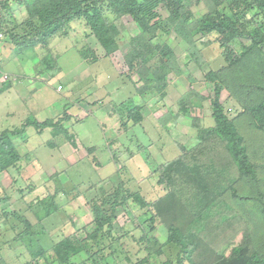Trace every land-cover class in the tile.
Segmentation results:
<instances>
[{
	"label": "rangeland",
	"instance_id": "374dc122",
	"mask_svg": "<svg viewBox=\"0 0 264 264\" xmlns=\"http://www.w3.org/2000/svg\"><path fill=\"white\" fill-rule=\"evenodd\" d=\"M13 4L17 22H22L25 15L21 1L14 0ZM104 12L106 23L113 24L119 31L115 39L118 51L112 56L105 57L104 50L90 35L89 29L83 22L76 21L71 24L66 37H59L53 44L51 55L38 47L34 49L37 61L32 64L24 61V65H32L33 77L40 79L48 76L49 79L40 81L39 86L51 101L45 108H49L51 111L48 113L55 116L58 111L56 102L62 104L61 100L71 88L70 78L81 74V71L94 78L98 75L102 79L109 76V90L114 92L116 89L120 94L114 97L112 105L106 102L98 110L81 106L74 115H70L67 108L53 116L51 120L54 122L65 116L70 117L69 121L64 120L67 121L64 127L73 136L72 140L56 133V130L53 135V128H47L41 134L29 128L25 136L12 139L22 160L6 172L0 171V264H56L51 251L54 244L78 235L93 219L92 203L101 204L102 198L112 203L114 190L120 184L123 186L120 188V199L137 195L140 201L129 198L125 205L117 208L112 223V245L104 251V264H178L180 260L178 247L167 244V225L172 219L166 212L160 217H153L147 204L159 205V200H165L169 189L159 183L158 169L187 153L198 143L195 125L202 128L214 125L208 100L201 103L193 100L194 109L187 116L179 109V99L190 90L206 98L211 96L212 90L205 75L210 67L216 70L223 66L224 61L219 56L216 44L205 48V39L197 36L195 45L201 51L197 59L200 62L202 57L208 60L198 67L189 55L192 51L176 32H160L157 40L173 51L178 73L166 77L167 87L162 93L153 94L149 90L143 105L138 93L143 83L141 75L129 70V60L126 58L131 52L129 41L138 34L139 29L129 17L117 18L106 10ZM191 12L195 18H200L206 14L207 8L200 2L191 8ZM158 13L163 19L168 17L167 10L163 8H159ZM224 13L231 16L228 10ZM252 16H257V22H263L264 32V18L258 16L257 9L247 12V18ZM4 41L9 43V37L6 36ZM88 50L92 51V55ZM9 51L12 53V50ZM8 55L0 51V75L15 74L13 63L16 61H11L13 57L8 58ZM84 56L88 57L86 63L82 60ZM15 58L23 60L19 55ZM94 58L93 62L90 61ZM42 66H49V69L45 72ZM226 74L224 72L219 76ZM21 77L22 80L25 78L24 75ZM234 78L238 86V79ZM101 81L92 82L94 86L90 85V91L99 84L96 86L98 91L100 84L106 83ZM260 81L259 78L257 83ZM121 85L131 86V89L127 87L130 91L122 92ZM58 86L63 88L62 92L56 91ZM10 91L9 95L0 96V133L19 129L28 118L22 115L25 110L22 111V105L13 100L14 94L12 89ZM261 95V92H256L254 97L261 100ZM128 99H131L132 106L139 104L144 108L142 124L135 125L128 119L131 111L128 112V105L124 103ZM220 102L230 118H234L236 130L255 166L257 178L235 183L233 188L236 195L229 190L220 193L218 200L230 206L238 216V220L232 222L234 234L225 226L220 232L210 227V231L200 233L198 223L194 221L191 227L193 238H189V242L198 244L197 250L190 256L191 261L183 259L182 264H209L222 253L228 256L234 246L242 244L243 239L247 244L249 242L252 249L264 254V134L252 125L248 114L241 113V105L233 92L222 90ZM121 103L125 105L122 111L118 109ZM33 104L32 100V107ZM115 104L118 105L115 111L121 115V123L117 114L110 113ZM13 109L16 115L8 117V112L11 113ZM125 117L126 123L131 126L125 123L128 131L122 125ZM194 120L197 122L194 123ZM123 131L126 134L120 138V146L114 142L109 144L108 139L111 142ZM192 163L191 160L187 161V164ZM215 188L217 186L209 191L210 198L217 197L213 190ZM259 193H262V197ZM140 204L146 206L142 208ZM177 209L180 214L187 212L183 206ZM46 214H50L49 217L45 218ZM25 232L32 237L24 235ZM32 240H36L35 245ZM38 246L45 250V254L35 259L32 254ZM84 260L85 256L80 254L72 258L70 264H82Z\"/></svg>",
	"mask_w": 264,
	"mask_h": 264
},
{
	"label": "trees",
	"instance_id": "16d2710c",
	"mask_svg": "<svg viewBox=\"0 0 264 264\" xmlns=\"http://www.w3.org/2000/svg\"><path fill=\"white\" fill-rule=\"evenodd\" d=\"M20 1L25 16L22 22L18 23L14 14V0H0L3 31L5 36L9 37V43L19 52L42 47L44 51H48L47 55H51L49 48L51 41L66 37L71 24L81 21L104 50V56L110 57L118 51L115 39L119 36V31L113 24L106 23L104 10L117 18H131L139 32L130 39L131 52L126 58L129 60V70L137 71L141 75L140 80L143 83L138 93L142 104L147 97L146 93L150 91L154 92L153 94L162 93L167 87L166 77L178 73L173 51L164 42L159 43L157 40L160 32L164 34L176 32L192 51L189 55L198 67L203 66L208 60L202 57L201 62L198 61L197 55L201 51L195 45L196 37L205 39L206 42H203L205 48L214 44L218 46L219 56L224 61L223 66L216 70L210 67L205 75L212 95L206 98L190 90L178 101L180 111L188 116L194 109L193 100L198 103L208 100L214 125L210 128L195 125L198 143L187 153L158 169L159 183L165 184L169 192L164 201H158L159 205L147 204V207H150L153 217H160L166 212L169 219H172L167 225V244L178 247V255L181 256L178 264H182L183 259L191 261L190 256L197 250L198 244L189 242V238H193L191 227L194 221L198 223L200 233L210 231V227L215 232H220L225 226L233 235L232 222L237 221L238 216L230 206L218 200L220 193L229 190L236 195L233 188L235 183L245 179L253 181L257 176L255 166L243 145V139L236 130L234 118H230L220 102V93L222 90L233 92L238 104L241 105V113L248 114L252 125L264 134L263 22H257V16L247 18V12L252 9H257L258 16L264 18V0ZM200 2L207 8V12L200 18H195L191 8ZM159 8L167 10L168 17L161 18ZM225 10H228L231 16L225 14ZM88 51L92 55V51ZM87 58L85 56L82 58L84 63ZM95 59L90 61L93 62ZM41 68L46 72L49 66ZM224 72L227 73L226 76L220 77L219 74ZM234 77L238 79V86ZM259 78L261 81L257 83ZM0 91H4L3 88ZM256 92L262 93L261 100L254 97ZM141 109L142 106L138 105L132 106L128 111L131 113L127 117L135 125L142 121ZM69 119L68 116L58 119L57 122L27 119L19 129L0 133V171L6 172L14 168L15 164L22 160V156L12 144V139L22 137L30 127L38 134L47 128H53V135L56 130V133L72 140L73 136L64 128V123ZM196 122L197 120H194V123ZM122 125L124 127L125 123ZM189 160L193 163L187 164ZM213 186H217L213 189L217 196L214 199L209 196ZM121 187L123 188L122 184L115 188L112 203L109 204L107 199L103 198L101 204L92 203L90 209L93 219L78 235L54 244L51 249L55 258L54 263L70 264L72 258L82 254L85 256L82 264H104L106 258L104 251L109 250L112 245V223L117 208L125 205L129 198L136 202L140 201L137 195H127L120 199ZM259 194L262 197V193ZM140 206L143 208L146 205ZM179 206H183L187 212L178 213ZM49 215L46 214L45 218ZM24 235L32 237L28 232ZM32 241L35 245L36 240ZM34 252L32 255L35 259L45 254V250L39 246ZM209 264H264V254L252 249L249 242L247 244L243 239L242 244L234 246L228 256L222 253Z\"/></svg>",
	"mask_w": 264,
	"mask_h": 264
},
{
	"label": "crops",
	"instance_id": "0c3cea01",
	"mask_svg": "<svg viewBox=\"0 0 264 264\" xmlns=\"http://www.w3.org/2000/svg\"><path fill=\"white\" fill-rule=\"evenodd\" d=\"M57 39L58 38L51 41V43L49 45L50 49H52V46L56 42ZM2 50H3V53L7 52L9 54L8 58L13 57V60H11V61L15 60L16 62L13 63L14 69H15L14 70L15 74H12V75L11 74H1L0 75V89L3 88V90H4V91H0V96H2L4 94L9 95L11 92L10 90L12 89V92L14 94L13 100H15L16 103H18V105H20V104L22 105V111L25 110L24 112H22V115L28 116L27 119H34L37 122H43L44 120H51L53 116L56 117L57 115L61 114V112L64 109H67V108L69 109L68 113L70 115H72V114L74 115L76 113L77 109H79V108L81 109V106H86V108H92V109L98 110L101 107H103V105L106 102L107 103L109 102L112 105L113 104L112 102H115V101H112L113 99L115 100L114 97L116 95L119 96V94H120V92L117 91L116 89H114V92H111L109 90L110 84H109V81L107 82V80H109V76H107V78H105V79L103 78L104 79L103 80L102 78L99 77V75L96 78H94V76L91 77L90 75L85 74L84 71H81L82 72L81 74H77L76 76H72L70 78L71 88H69L68 92L64 96V99L61 100L62 104L60 101L56 102V104L58 105V111L56 112L57 115L55 116V114H53V113H51V114L48 113V111H51L49 108H45V107L49 106L50 98L45 92L42 91V89L39 86L40 81L43 82V81L49 79L48 76H42L40 79L36 78L35 76L33 77L32 76V69H33L32 65L28 64L30 62H31V64L34 63L35 60L37 61V58H36L37 56H36V53H34V50L29 49V50H26L23 52H19L17 50V48L14 47V45H11L6 41H2L0 43V51H2ZM9 50H12V53H9L10 52ZM17 55L22 57L23 60H20V61L16 60L15 56H17ZM33 57H35V59H33ZM28 59H31V60H28ZM24 61L25 62L28 61V63H25V65H24ZM33 66H34V64H33ZM20 71H21V73L19 74ZM23 75L25 78L22 80L23 77H21V76H23ZM1 76H2V78H1ZM103 77H104V75H103ZM19 78H21V79H19ZM19 80H21V81H19ZM101 80L106 81V83L100 84L98 91L96 90V89H98V88H96V86L99 84H97L94 87V89L90 91L91 83L94 81H98L100 83ZM91 86H94V85H91ZM58 87H60V86H58ZM127 87L131 89V86H129V85L128 86L121 85L120 90L122 92L125 91V93H128V91H130V90ZM126 90H127V92H126ZM56 91L62 92L63 88H61L60 90H58V88H57ZM74 95H76V96H74ZM36 96L38 99L37 98L35 99ZM75 97H76L77 101H76ZM48 98H49V100H48ZM32 100L34 101L33 107H32ZM124 103L128 105V109L132 108L131 99H128V101L124 102ZM141 104H142V102H141ZM136 105H139V104H136ZM108 106H110V105H108ZM117 106L118 105L115 104L114 106L111 107V112H110L111 114H113V113L117 114V111H115V110H117V108H116ZM124 107H125V105H123L121 103V106L118 109L122 111V109ZM143 110H144V108L141 109V111H140L142 121L144 119ZM44 114H46V115H44ZM15 115H16V111L14 109L11 111V113L8 112V114H7L8 117L9 116L14 117ZM116 116L118 118V121L120 122L121 121L120 120L121 115L117 114ZM126 121H127V118L125 117L123 123H126ZM141 124H142V122H141ZM126 125L128 127H131L130 124H128V123H126ZM128 127L125 126V129H127V131H128ZM30 128H32V127H30ZM119 128H120V126H119ZM125 132L126 131H123L121 136H119L117 134L116 138L112 139L111 142H110V139H108L107 141L109 142V144L114 142V144L116 146H120L119 140L123 135L126 134ZM35 133H37V132L35 131ZM25 135H26V133L23 136H25ZM22 142H23V140H22ZM50 148L54 149L53 147H50Z\"/></svg>",
	"mask_w": 264,
	"mask_h": 264
},
{
	"label": "built area",
	"instance_id": "2783aa9c",
	"mask_svg": "<svg viewBox=\"0 0 264 264\" xmlns=\"http://www.w3.org/2000/svg\"><path fill=\"white\" fill-rule=\"evenodd\" d=\"M5 37L6 36H5L4 31H3V24L1 21V13H0V43L5 40ZM60 89H61V87H58V90H60Z\"/></svg>",
	"mask_w": 264,
	"mask_h": 264
}]
</instances>
